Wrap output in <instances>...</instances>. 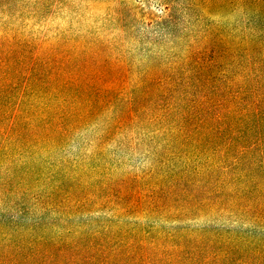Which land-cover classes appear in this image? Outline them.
<instances>
[{"label":"trees","instance_id":"1","mask_svg":"<svg viewBox=\"0 0 264 264\" xmlns=\"http://www.w3.org/2000/svg\"><path fill=\"white\" fill-rule=\"evenodd\" d=\"M177 9L129 35L126 96L66 46L52 70L0 45V264H264V0ZM125 129L143 165L117 175L103 149ZM85 130L89 152L55 158ZM100 205L140 223L70 220Z\"/></svg>","mask_w":264,"mask_h":264},{"label":"rangeland","instance_id":"2","mask_svg":"<svg viewBox=\"0 0 264 264\" xmlns=\"http://www.w3.org/2000/svg\"><path fill=\"white\" fill-rule=\"evenodd\" d=\"M180 1L0 0V45L5 50L16 48L18 52L29 53L28 56L32 58L26 59L28 66L45 61L47 67L52 70L61 63L60 59L53 58V54L60 55L59 47L66 46L69 51L85 56V60H77L70 64L69 68L74 67L87 73V77L92 80L118 79L121 83V93L126 96L129 91L126 72L129 51L132 50L133 54L138 55L145 48L143 41L132 42L129 35H135L142 40L144 36L157 35L158 29L148 26L150 22L165 19L168 10L178 13ZM205 16L209 18L208 15ZM212 17L222 18L216 14ZM229 18L234 21L236 16L231 13ZM178 29L180 30L179 25ZM35 56L40 57L34 61ZM93 133L94 131H83L71 140L69 145L60 149L55 158H71L82 150L89 152L92 149L89 142ZM132 136L130 130L125 129L104 145L105 163L111 167L114 174L129 175L143 165L134 150ZM3 214V209L0 208V218L4 217ZM87 216L96 218L93 224L108 220L118 222L119 225L140 223L133 214L121 213L119 217L114 218L110 207L102 205L81 212L70 220L76 223ZM35 219L36 215L27 214L24 217L21 213H12L10 218L7 217V221L13 225H29Z\"/></svg>","mask_w":264,"mask_h":264}]
</instances>
